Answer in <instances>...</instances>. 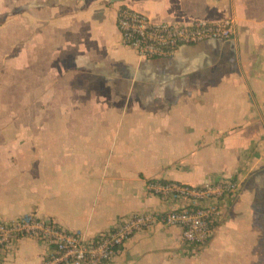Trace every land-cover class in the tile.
<instances>
[{
    "label": "crops",
    "instance_id": "crops-1",
    "mask_svg": "<svg viewBox=\"0 0 264 264\" xmlns=\"http://www.w3.org/2000/svg\"><path fill=\"white\" fill-rule=\"evenodd\" d=\"M155 21L232 18L231 39L142 58L118 9ZM239 188L203 246L157 222L113 264H264V0H0V220L27 213L84 237L184 200L154 181ZM48 245H0V264H41Z\"/></svg>",
    "mask_w": 264,
    "mask_h": 264
},
{
    "label": "built area",
    "instance_id": "built-area-1",
    "mask_svg": "<svg viewBox=\"0 0 264 264\" xmlns=\"http://www.w3.org/2000/svg\"><path fill=\"white\" fill-rule=\"evenodd\" d=\"M117 22L123 44L142 58L170 57L182 45L207 39H231L236 32L232 18L219 22L206 19L187 23L155 21L128 5L119 7ZM149 187L155 194L185 203L160 215L131 213L92 237H84L80 231L68 229L50 218L27 213L0 220V245L14 248L20 238L33 237L49 248L41 264H113L120 248L135 233L162 222L180 226L184 244L203 246L210 240L223 213L224 200L234 196L239 185L231 179H218L199 186L154 181Z\"/></svg>",
    "mask_w": 264,
    "mask_h": 264
}]
</instances>
